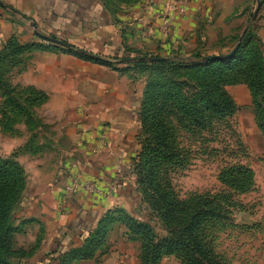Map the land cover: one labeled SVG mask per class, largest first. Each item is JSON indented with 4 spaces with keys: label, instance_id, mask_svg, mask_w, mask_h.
<instances>
[{
    "label": "crops",
    "instance_id": "1",
    "mask_svg": "<svg viewBox=\"0 0 264 264\" xmlns=\"http://www.w3.org/2000/svg\"><path fill=\"white\" fill-rule=\"evenodd\" d=\"M0 1L5 5H0V47L14 32L20 43L55 45L37 37L39 32L115 63L135 61L140 54L185 55L199 41L206 16L216 14V0H170V9L169 0ZM233 8V0L224 4L229 12ZM164 15L167 30L161 29ZM28 56L23 79L49 93L45 107L66 125L56 135L65 146L57 147L53 170L40 173L22 200L21 214L32 222L17 235L23 236L17 245L28 253L21 264H55L51 257L81 245L109 210L139 217L133 163L140 89L117 69L62 50L41 48ZM74 181L90 182L105 194L66 192ZM107 245L103 253L71 264H140L138 246L122 224H114Z\"/></svg>",
    "mask_w": 264,
    "mask_h": 264
},
{
    "label": "rangeland",
    "instance_id": "2",
    "mask_svg": "<svg viewBox=\"0 0 264 264\" xmlns=\"http://www.w3.org/2000/svg\"><path fill=\"white\" fill-rule=\"evenodd\" d=\"M233 1L234 8L229 12L224 9L229 0H216V14L211 13L203 20L199 41L185 51L187 54H178L182 60L193 63L192 66H137L135 61H129L123 62L128 65L121 75L140 89V109L151 83H163L179 97L195 100L200 95L201 76L208 68L217 65L228 68L224 89L234 100V113L225 117L209 116L205 127L189 129L181 126L175 116H170L169 142L175 158L163 161L157 182L162 192L177 200L191 203L196 198H206L216 203L221 216L203 227L201 235L218 264H264V133L257 123L248 85L235 72L250 55H257L264 68V0ZM30 24L33 26V21ZM247 26H250V34L244 39ZM10 37L17 39L18 35L14 32ZM237 43L243 46L233 58L231 55L217 60L204 59L224 56ZM29 56L0 62V78L7 86L0 85V160L17 164L22 175L20 196L10 214V224L15 230L11 246L14 252L21 248L17 244L23 241V236L17 235L32 222L30 215L21 214L22 200L29 198L40 173L48 174L53 170L51 165L57 161V147L65 146L56 135H60L66 125L58 123L55 111L45 107L49 93L23 79ZM208 61L213 64L206 66ZM258 99H263L264 116V81ZM138 145L139 150V141ZM136 185L141 205L139 217L135 219L148 221L156 235L165 236L166 222L144 202L137 181ZM131 242L140 249L138 239ZM12 259L11 262L21 264L20 258ZM159 264L181 263L175 256H166Z\"/></svg>",
    "mask_w": 264,
    "mask_h": 264
},
{
    "label": "trees",
    "instance_id": "3",
    "mask_svg": "<svg viewBox=\"0 0 264 264\" xmlns=\"http://www.w3.org/2000/svg\"><path fill=\"white\" fill-rule=\"evenodd\" d=\"M249 34L250 26H247L244 39L248 38ZM242 46L243 43H239L231 58ZM41 48L62 50L76 57L110 66L120 72L127 70L128 63H115L83 54L73 45L66 48L34 42L20 43L15 37H10L4 42L0 50V62L18 60ZM152 57L154 56L140 54L135 64L173 65L176 68L193 65L182 60L179 55L166 56L168 58L156 63L146 60ZM242 62L243 66L235 69V72L238 73V78L248 85L255 103L256 120L264 133L263 99H258L264 81L262 60L257 55H250ZM211 64L213 62H205L206 66ZM220 66L210 67L202 74L199 98L195 100L182 98L163 83H151L147 90L149 93L138 110L140 134L137 139L140 148L133 163V171L144 202L149 203L156 210V214L166 222L167 234L159 237L148 221L135 219L123 209L109 210L99 219L94 231L81 245L51 257L55 264H71L75 260L91 259L98 251L99 254L103 253L108 247V234L117 222L124 226L129 240L140 241L138 254L140 264H159L166 256H175L181 264H218L215 254L203 242L201 235L203 227L216 220L217 216H221L216 203L206 198H196L191 203L177 200L162 192L157 181L163 161L175 158V152L169 142L170 116H175L178 123L185 128H203L209 116L225 117L234 113L236 109L234 100L224 89L228 68ZM0 85L7 87L1 78ZM21 181L22 175L17 164L9 160H0V264H15L11 262L13 257L21 258L28 254L22 248L14 252L11 247L15 230L10 224V214L20 196Z\"/></svg>",
    "mask_w": 264,
    "mask_h": 264
},
{
    "label": "water",
    "instance_id": "4",
    "mask_svg": "<svg viewBox=\"0 0 264 264\" xmlns=\"http://www.w3.org/2000/svg\"><path fill=\"white\" fill-rule=\"evenodd\" d=\"M0 5L1 6H5L1 1H0ZM257 5H259V3ZM257 11H258V9L255 10L253 17H255ZM36 35L38 37H40L42 40H45V41H47L50 44H55V45H59V46H63V47H70L66 42L62 41L61 39H58V38H55V37H51V36H48V35H44V34L39 33V32H36ZM238 45H239V43H237L236 46L228 54H226L224 56L212 55V56H206V57H204V59H206V60L207 59L208 60H217V59L230 57L234 53V51L237 49ZM78 51L80 53H83V54H88V55H91V56L99 57V56H97L95 54H89L86 51H84L83 49H78ZM163 59H164L163 57L146 58V60H148V61H160V60H163Z\"/></svg>",
    "mask_w": 264,
    "mask_h": 264
},
{
    "label": "built area",
    "instance_id": "5",
    "mask_svg": "<svg viewBox=\"0 0 264 264\" xmlns=\"http://www.w3.org/2000/svg\"><path fill=\"white\" fill-rule=\"evenodd\" d=\"M167 8L168 9L171 8L170 0L168 1ZM161 29L162 30H167L168 29V17L165 16V15L162 17ZM77 188H81V189H84L87 192H93V193H96V194H99V195H104L105 194L104 191L97 189L90 182L78 183V182L74 181L73 183H71V184H69L68 186L65 187V191L71 193V192H74V190L77 189Z\"/></svg>",
    "mask_w": 264,
    "mask_h": 264
}]
</instances>
